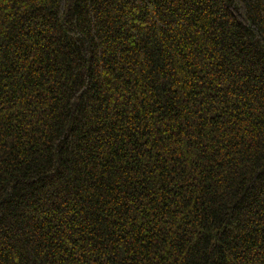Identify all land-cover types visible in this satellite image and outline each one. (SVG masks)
<instances>
[{
	"label": "trees",
	"instance_id": "obj_1",
	"mask_svg": "<svg viewBox=\"0 0 264 264\" xmlns=\"http://www.w3.org/2000/svg\"><path fill=\"white\" fill-rule=\"evenodd\" d=\"M0 264H264V0H0Z\"/></svg>",
	"mask_w": 264,
	"mask_h": 264
}]
</instances>
